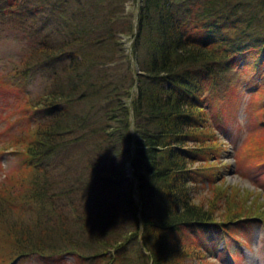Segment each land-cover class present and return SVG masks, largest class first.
Returning a JSON list of instances; mask_svg holds the SVG:
<instances>
[{
  "label": "trees",
  "instance_id": "16d2710c",
  "mask_svg": "<svg viewBox=\"0 0 264 264\" xmlns=\"http://www.w3.org/2000/svg\"><path fill=\"white\" fill-rule=\"evenodd\" d=\"M126 1L0 0L1 17L31 22V49L16 74L41 71L51 85L34 104L43 122L30 116L0 148L20 157L0 181V240L12 259L71 252L87 264H186L194 245L175 231L228 234L226 224L256 216L234 198L217 220L215 202L195 203L190 192L220 148L207 135L208 108L230 99L248 68L260 79L251 91L264 113V0H130L127 18ZM123 33L142 71L130 101L132 86L116 68L126 59ZM258 122L243 151L256 164L264 161V115ZM76 146V161L57 171L56 153ZM22 203L35 214L9 223L5 212ZM228 249L225 242L221 253Z\"/></svg>",
  "mask_w": 264,
  "mask_h": 264
},
{
  "label": "rangeland",
  "instance_id": "374dc122",
  "mask_svg": "<svg viewBox=\"0 0 264 264\" xmlns=\"http://www.w3.org/2000/svg\"><path fill=\"white\" fill-rule=\"evenodd\" d=\"M123 6L124 16L127 18L134 10L135 2L126 1ZM16 14L19 15V12ZM25 21L20 20V16L16 15L12 18L0 16V148H5L4 145L9 139L21 135L32 123V119H37L39 122L45 119L34 104L37 98L47 93L51 86L47 75L35 70L28 75L16 74L17 69H22L19 60L23 54L28 53L27 48L31 49L30 46L28 47L27 38L24 37L29 31L31 22L26 19ZM119 40L126 59L116 68L119 73H125L126 84L132 86L129 88L128 100L130 101L135 96L134 90H136L132 83H141L137 76L142 71L135 65L131 46L134 41L132 35L120 34ZM243 62L241 61L239 66H242ZM247 62L253 63L254 59L249 58ZM128 64L135 69V75L127 73ZM251 69L248 68L243 74L242 82L246 81L245 84L234 85L230 99L225 97L222 101L213 100L208 108L209 127L207 129L209 131L207 130V135L210 138L214 136L220 148L216 153V158L213 156L208 163L204 164V168L208 169L205 172L206 176L192 187L190 195L195 203H203L204 206H207L209 200H213L217 207V220L222 221L225 208L229 204L227 201H233L234 198L236 201L243 200L249 207L246 212H251L256 216L253 215L248 223L235 220L226 224L229 228L228 234L211 230L216 228H209L206 231H190L189 229L175 231L174 238L178 237L185 243L191 241L194 245L191 248L192 251L187 253V258L183 259L186 264H264V220H262L264 218L259 216H264V161L256 164V161L246 159L245 152H243L245 151L244 144L250 136L253 134L254 137L259 134L258 121L260 118L261 125V118L264 115L263 111L258 110V104H260L258 102L262 101L260 100L262 97L256 98L251 91L254 82L260 80L257 73ZM27 101L31 104L28 110L23 107ZM262 133L264 135V132ZM76 148L78 147H68L56 153L57 161L60 160L56 166L57 171L63 172L67 167L66 160L72 161L77 156ZM75 161L73 166L76 164ZM19 162L20 157L14 154L11 148L1 151L0 181L4 174L17 167ZM125 166V172L127 176H130V163L125 162ZM70 172H73V168ZM57 180L63 179L58 176ZM208 181L213 182L211 187L208 186ZM223 190H225L222 194L224 196L221 195ZM15 195L18 194L15 193ZM221 196L223 200L220 199ZM0 204L1 209L6 210V206ZM22 204L23 206L13 211V214L8 210L5 212L9 223L17 220L28 222L32 214H35V211L31 214V207L28 203ZM185 237L190 241L188 242ZM225 242L228 244V252L221 253ZM137 244L139 246V241ZM12 253V247L7 244L6 240H0V257H2L0 264H87L79 262L71 252L58 253L59 255L54 254V256H51L53 255L51 252L29 253L14 259H12ZM132 261L135 259L133 258Z\"/></svg>",
  "mask_w": 264,
  "mask_h": 264
}]
</instances>
